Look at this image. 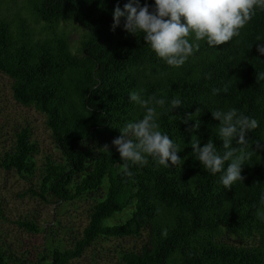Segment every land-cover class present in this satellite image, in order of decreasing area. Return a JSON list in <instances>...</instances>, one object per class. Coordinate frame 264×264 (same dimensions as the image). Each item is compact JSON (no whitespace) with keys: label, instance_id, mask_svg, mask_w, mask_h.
<instances>
[{"label":"trees","instance_id":"1","mask_svg":"<svg viewBox=\"0 0 264 264\" xmlns=\"http://www.w3.org/2000/svg\"><path fill=\"white\" fill-rule=\"evenodd\" d=\"M128 2L24 0L28 14L44 24L42 38L33 36L23 18L12 28L0 17V71L10 79V95L43 115L61 156L59 163L44 160L38 189L31 193L42 200H92L79 236L67 247L49 248L42 264H68L98 238L136 237L142 231L143 244L120 254L124 264H264V78H256L264 73V54L257 51L264 43V9L257 8L230 42L216 47L199 41V50L175 67L155 54L143 33L126 32L124 17L113 29L115 7L123 10ZM144 3L154 7L155 0H140ZM60 20H72L87 32L76 53L54 30ZM141 89L144 98L181 99L173 111L167 104L160 109L158 122L179 146L182 161L170 167L152 157L144 166L129 162L133 175L127 176L112 141L128 122L143 117L144 109L129 99ZM197 108L200 127L193 133L196 120H183ZM229 108L256 119L259 127L247 134L246 151L252 155L242 166L243 182L226 189L222 173L211 174L196 159L191 139L195 134L201 146L212 139L222 151L219 121L211 112ZM12 141L0 167L31 174L37 147L29 127H19ZM93 142L97 145L88 147ZM108 165L114 176H108ZM123 211V220L106 223ZM17 224L36 231L31 222ZM221 229L255 242L217 241ZM0 264H11L2 251Z\"/></svg>","mask_w":264,"mask_h":264},{"label":"clouds","instance_id":"2","mask_svg":"<svg viewBox=\"0 0 264 264\" xmlns=\"http://www.w3.org/2000/svg\"><path fill=\"white\" fill-rule=\"evenodd\" d=\"M257 8L264 9V0H155L154 7L148 3L141 6L140 0H129L123 10L119 4L115 7L113 29L124 17L126 32L133 35L143 33V40L158 57L170 66L179 67L199 50V41L206 40L209 46L216 47L230 42L252 19ZM193 34L194 41L190 42ZM257 51L264 54V43L258 44ZM256 78H264V73L257 74ZM223 90L226 92L227 87ZM219 91L213 90L214 94ZM142 92V89L132 91L129 99L144 109L143 117L128 122L120 130L121 135L112 141L120 159L125 162L122 170L127 176L133 175L129 162L144 166L152 157L159 165L170 167L180 165L182 161L178 155L179 146L161 131L158 122L161 115L159 110L165 109L167 104L168 110L173 111L182 106L181 99L175 97L168 101L156 94L144 98ZM199 112L197 108L195 113L186 114L183 120L185 124L189 120H196L190 129L193 133L200 127L197 119ZM211 114L219 121L218 136L222 151L212 139L201 146L195 134L191 147L204 169L213 175L222 173L220 182L226 189H231L234 183L244 180L242 166L252 155L246 151L247 134L259 127V122L236 108L216 110Z\"/></svg>","mask_w":264,"mask_h":264},{"label":"rangeland","instance_id":"3","mask_svg":"<svg viewBox=\"0 0 264 264\" xmlns=\"http://www.w3.org/2000/svg\"><path fill=\"white\" fill-rule=\"evenodd\" d=\"M0 17L12 28L23 18L35 38H42L47 33L43 22L34 21L28 14L24 0H0ZM54 30L62 33L74 53L87 34L72 20H60ZM9 85L10 79L0 71V157L11 147L13 133L23 125L29 127L30 139L35 142L37 151L32 155L35 168L31 174H19L0 167V251L11 264H42L41 255L49 248L67 247L79 236L92 200L84 196L66 202L48 196L42 200L31 193L38 189L44 160L59 163L61 156L44 125L43 115L32 106L15 102ZM96 145L93 142L88 147ZM114 175V168L108 165V176ZM126 216V211L115 213L106 223L121 221ZM21 221L31 222L36 231L18 225ZM215 239L244 246L255 242V237H242L223 229ZM144 241V231L136 237L98 238L68 264H124L120 254L139 248Z\"/></svg>","mask_w":264,"mask_h":264}]
</instances>
